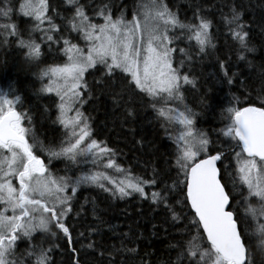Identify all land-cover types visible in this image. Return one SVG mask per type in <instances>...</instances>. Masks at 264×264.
<instances>
[{
    "label": "snow or ice",
    "instance_id": "6c2138e0",
    "mask_svg": "<svg viewBox=\"0 0 264 264\" xmlns=\"http://www.w3.org/2000/svg\"><path fill=\"white\" fill-rule=\"evenodd\" d=\"M61 4L67 6L63 13L50 0H0V45H15L27 61L38 66L34 75L41 83L39 92L58 98L54 122L66 130L65 141L58 147L45 145L30 127L32 117L16 87L11 83L0 87V264H53L51 242L61 236L70 250L71 264H80V250L72 246L69 216L82 185H95L113 197L139 194L152 204L163 205L173 220L180 215L169 198L179 190L184 201L175 202L194 210L190 223L195 235L172 245L179 249L176 264H254L253 237L264 245V222H260L264 218V63L256 65L250 59L257 49L242 0L225 4L228 11L222 8L215 23L199 6L191 19L182 20L167 0H137L131 18L125 7L114 14L111 0H61ZM221 29L234 45L236 61L254 69L249 74L252 88H246L244 96L251 102L242 104L232 96L228 106L221 108L219 135L226 138L222 143L198 127L200 113L189 106L185 95L190 90L186 85L197 86L186 66L216 49L214 32ZM74 41H83V46ZM184 42L186 46L180 47ZM53 46L66 57L62 63L44 62ZM218 67L224 82L232 85L236 73L230 75L223 60ZM86 74L92 77L91 85ZM96 90L108 95L115 106L123 105L126 116L134 115L137 104L152 109L175 145L170 169L154 170L149 179L132 177L130 172L119 180L98 171L75 177L52 175L38 151L47 153L49 164L61 157L72 163H78L79 157L103 163L106 154L115 155L92 138L90 117L80 110ZM200 104L209 106L204 97ZM225 148L236 160L231 189L222 182L224 176L217 167L226 158ZM111 156L105 167L124 173ZM224 172L231 175L226 166ZM237 181L239 199L233 195ZM146 186L153 190L146 192ZM253 198L257 205L251 202ZM234 204L243 206L242 215ZM87 247L94 248V244ZM122 250L137 251L116 249Z\"/></svg>",
    "mask_w": 264,
    "mask_h": 264
},
{
    "label": "trees",
    "instance_id": "16d2710c",
    "mask_svg": "<svg viewBox=\"0 0 264 264\" xmlns=\"http://www.w3.org/2000/svg\"><path fill=\"white\" fill-rule=\"evenodd\" d=\"M88 2L92 3L94 0ZM111 2L116 6L113 8L114 14H118V8L125 7L128 18H131L137 0H111ZM167 2L179 13L182 20L191 19L194 9L199 6L203 14L213 19L215 23L220 19V10L223 8V11L227 12L228 9L224 5L232 0H167ZM242 2L246 8L244 19L251 25L250 35L257 49L255 54H250V59H253L254 64L259 65L264 63V0H242ZM50 3L62 13L67 7L61 4V0H50ZM95 19L99 21V18ZM19 23L24 26L23 17L20 18ZM74 42L83 46V41ZM214 42L215 50L209 49L208 55L197 57L191 65L186 66L185 71H189L196 78L197 86L191 89V86L186 85L185 87L190 90L185 95L189 106L200 113L198 127L207 131L213 141L222 143L226 138L219 135V129L223 127L220 117L221 108L228 106V100L232 96L239 97L242 104L251 102V100L245 101L244 96L246 88L249 90L252 88L249 74L253 73L254 69L246 68L241 62L236 61L233 54L234 45L227 39L224 29L219 33L214 32ZM186 43H180L179 46L185 47ZM192 43L194 44V41ZM43 59L44 62L51 64L62 63L66 57L57 52L56 46H53L50 52L46 51ZM220 60L225 61L230 75L236 73L232 85L224 82L223 73L218 67ZM37 70L38 66L27 61L22 51L15 45H0V87H7L10 83L16 87L18 94L22 96L23 106L28 109L32 117L30 127L37 139L45 145L57 147L61 137L65 136L63 126L54 122L58 115L54 102L58 98L54 94L39 92L41 83L34 75ZM86 79L91 85L92 77L86 75ZM254 95L255 93L253 97ZM202 97L207 100L208 107L200 104ZM133 107L134 115L126 116L123 105L115 106L108 95L96 90L92 93V98L83 105L82 111L90 117L93 139L102 142L101 147L113 150L115 155L112 158L125 172L104 168L98 170L103 169L113 177L120 174L122 179L129 172L132 177L149 179L153 176L154 170L161 172L171 168L175 145L160 127L161 121L156 118L151 108L141 107L138 104ZM25 125L29 126L27 121ZM31 135L30 133V143H32ZM224 151L226 158L223 159V163L219 161L218 167L221 168V175L224 176L222 182H226L227 188L231 189L236 160L234 153L227 148ZM46 154L38 151V155L45 163L48 162ZM225 166L227 173L231 175H225ZM86 172H88L87 168L83 170L80 168L74 175L79 176ZM68 173L65 167L57 165H54L52 170V175L57 177ZM170 175L172 179L176 178L174 170ZM167 182L171 184L172 180ZM240 187L237 181L233 192L237 199L240 198L237 195ZM152 190L151 187H145L146 192ZM176 200L184 201V196L179 190L172 193L169 198V203L180 215V219L173 220L171 212L163 205L152 204L150 200L140 197L139 194L133 193L124 198L113 197L109 192L95 185H82L73 201V213L69 216L73 226L72 246L80 250V264H176L179 249L173 248L172 245H177L178 242L189 239L190 235H195V227L190 223L194 217L193 210L190 205L178 204ZM251 202L257 205L255 198ZM233 206L238 214H243L242 205ZM260 222H264V218H261ZM250 223L254 228L255 222L250 220ZM81 233L83 235H80ZM89 243H93L94 248H88ZM252 244L254 264H264V251H261L264 245H261L256 237H253ZM51 246L53 264H71V253L63 236L53 239ZM122 248H136L137 251L135 253L116 251ZM101 252L104 254L100 255Z\"/></svg>",
    "mask_w": 264,
    "mask_h": 264
},
{
    "label": "rangeland",
    "instance_id": "374dc122",
    "mask_svg": "<svg viewBox=\"0 0 264 264\" xmlns=\"http://www.w3.org/2000/svg\"><path fill=\"white\" fill-rule=\"evenodd\" d=\"M87 75V74H86ZM54 94V93H53ZM55 95V94H54ZM77 107H79V105H77ZM82 111V108L80 109ZM69 115H74V112L69 113ZM64 132L66 131L63 128ZM93 138V137H92ZM62 141H65V136L63 135L61 137V141L59 144H57V147L61 144ZM47 155V154H46ZM109 156H111L110 154H106L103 157V163L100 162V160H97L95 164L92 163V158L88 157V158H84V157H79L78 158V163H72L70 160H67L63 157L61 158H52L51 163L49 164L48 162L45 163L47 165V167L49 168L50 172L52 173V170L54 168V165H57L59 167H65V171H68V176H73L75 177L74 173L77 171L79 172V169L81 168V170L87 168L88 172H106L103 169L101 171L98 170V168H104V169H109L105 167V163L107 161V159L109 158ZM48 158V156H47ZM112 158V156H111ZM49 159V158H48ZM113 159V158H112ZM48 161V160H47ZM56 161V162H55ZM55 162V164H54ZM115 168H111L109 170H114ZM108 173V172H107ZM83 174V173H81ZM80 174V175H81ZM109 176H111L108 173ZM113 179L118 180V179H122V176H120V174L116 177L111 176ZM86 186V185H84ZM78 192V191H77Z\"/></svg>",
    "mask_w": 264,
    "mask_h": 264
},
{
    "label": "water",
    "instance_id": "95a60500",
    "mask_svg": "<svg viewBox=\"0 0 264 264\" xmlns=\"http://www.w3.org/2000/svg\"><path fill=\"white\" fill-rule=\"evenodd\" d=\"M218 163H219V161L217 162V167H218ZM193 212H194V210H193Z\"/></svg>",
    "mask_w": 264,
    "mask_h": 264
}]
</instances>
